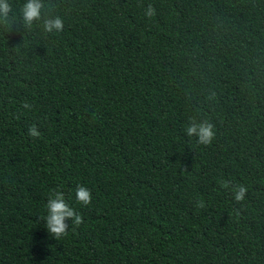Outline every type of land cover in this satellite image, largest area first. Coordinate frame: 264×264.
<instances>
[{
  "label": "trees",
  "instance_id": "obj_1",
  "mask_svg": "<svg viewBox=\"0 0 264 264\" xmlns=\"http://www.w3.org/2000/svg\"><path fill=\"white\" fill-rule=\"evenodd\" d=\"M25 2L0 22V264H264V0H43L30 28ZM53 189L83 216L59 239Z\"/></svg>",
  "mask_w": 264,
  "mask_h": 264
},
{
  "label": "clouds",
  "instance_id": "obj_2",
  "mask_svg": "<svg viewBox=\"0 0 264 264\" xmlns=\"http://www.w3.org/2000/svg\"><path fill=\"white\" fill-rule=\"evenodd\" d=\"M45 8L43 0H26L21 9L22 18L25 27L30 28L34 22L42 19V12ZM12 12V5L9 0H0V22L7 23L8 17ZM156 14L154 6L149 4L145 10L144 15L147 18H152ZM43 28L46 32H61L64 28L62 17L49 16L43 19ZM215 93H210L208 99H213ZM24 109H31L32 105L25 101L22 105ZM187 136L196 137L200 144H210L215 136L214 125L208 121H197L196 117H190V123L185 129ZM28 134L31 137H39L40 131L36 124H32L28 129ZM229 186L225 182V187ZM233 197L236 201H242L245 198L247 187L243 184H236L232 187ZM75 197L78 203L87 206L91 203L92 193L91 189L83 184L76 187ZM40 220L46 221L44 225L48 233L59 239L67 234L70 225L68 220H71L72 226H79L83 223V216L79 214L66 200L62 191L53 189L47 197L46 215L39 217Z\"/></svg>",
  "mask_w": 264,
  "mask_h": 264
}]
</instances>
